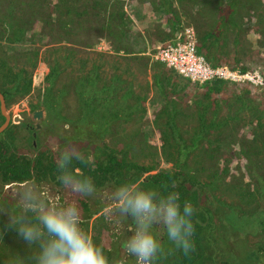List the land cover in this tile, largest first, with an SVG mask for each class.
Masks as SVG:
<instances>
[{
	"label": "rangeland",
	"instance_id": "374dc122",
	"mask_svg": "<svg viewBox=\"0 0 264 264\" xmlns=\"http://www.w3.org/2000/svg\"><path fill=\"white\" fill-rule=\"evenodd\" d=\"M8 1L0 0V16L16 22L26 16L30 21L23 39L15 43L3 40L10 30L0 25V91L10 116L0 141L7 146V153L32 158L37 151L48 149L57 160L59 151L74 149L91 161H100L111 152L149 168L134 182L141 188L148 173L176 171L180 186L197 195L193 202L199 226L198 256L193 264H264V193L257 196L254 191L257 178L264 180V157L247 164L251 155L245 149L252 143L255 121L248 110L243 111L227 126L231 143L211 156L204 155L201 146L206 135L197 128L193 113L198 107L195 103L205 98L203 88L211 81L192 82L156 58L158 47L175 42L183 27L190 26L196 51L209 65L259 74L262 84L245 79L221 81L228 83V94L247 86L249 104L264 107V37L260 25L254 23L264 0L235 1L230 13L237 11L239 21L225 25L227 54L221 57L204 45L203 37L212 28L204 10L217 4V14L231 0H107L100 15L98 5L88 7V14L82 12L80 1L13 0L18 6L14 11L4 9ZM115 10L124 17L125 35L118 38L112 24L103 25V15ZM90 76L92 86L88 84ZM79 77L84 88L81 95L77 93ZM23 84L27 85L24 91L18 87ZM105 84L114 86V100L108 101L111 112L118 110L123 95L124 104L131 102L132 108L121 105L125 117L110 119L107 115L87 127L90 119L82 118L79 99L92 93L101 96ZM48 93L53 98H48ZM168 101L174 103L171 125L162 110ZM233 109L224 106L221 112L228 114ZM35 111H39L38 118L33 116ZM75 124L87 127V132L83 134L82 128V135L77 134ZM194 136L201 138L195 145L191 142ZM181 144L190 147L182 160L178 157ZM135 174L124 172L99 184L93 181L96 192L90 197L61 185L54 175L27 181L41 187L53 204H75L81 229L102 249L107 264H135L124 249L132 222L120 217L108 198L116 184L129 182ZM25 182L0 181V264L9 261L2 255L6 250L31 254L22 239L6 227L7 212L16 202L18 187ZM153 231L161 251L152 264H177L182 251L172 245L159 225H154Z\"/></svg>",
	"mask_w": 264,
	"mask_h": 264
},
{
	"label": "trees",
	"instance_id": "16d2710c",
	"mask_svg": "<svg viewBox=\"0 0 264 264\" xmlns=\"http://www.w3.org/2000/svg\"><path fill=\"white\" fill-rule=\"evenodd\" d=\"M77 1H80V4L84 5L82 8V12H87L88 7H94V5H98L100 7L99 15L100 13L103 14L101 6L107 3V0H73L72 3H77ZM236 0H231L230 4H226L227 6L225 8H221L217 14L214 11L215 8L218 7V5H214L213 8L205 9V15L208 16L211 24V30L207 32L204 35V45L205 47L210 50L212 49L213 52L217 53V57H221L222 54H227L226 45H225V25L228 21L233 22L234 24L237 23V11L233 9V11L230 13V8H233L236 6L237 3H235ZM89 2L90 5L84 4ZM91 2V3H90ZM17 4H21L20 1L16 2ZM3 3L0 2V6ZM7 5V6H6ZM16 5V4H15ZM14 5L13 0H9L6 4L4 9H13L15 10V7L18 6ZM8 8V9H7ZM259 8H262L264 10V6H259ZM3 9V10H4ZM262 10V12H263ZM261 12V14H257V17L255 18V25H260L258 27L259 31L261 32V35L264 37V14ZM4 13V12H3ZM215 13V14H214ZM66 14V11H65ZM88 14V12H87ZM86 14V15H87ZM102 16V15H101ZM105 23L103 25H110L112 24V27L117 30L118 33H116V37H121L125 35L123 23H124V17L120 11H111L108 13V16L105 17ZM30 21V18L23 16V19L20 18L19 22H16L15 20L11 19L10 17H4L0 16V25L6 26L9 28L10 33H7L4 36V41L7 43H15L19 42L23 39L24 33L26 31V27L28 26V22ZM23 23H25L26 26H23ZM18 24V25H14ZM102 25V26H103ZM68 38H63V40H67ZM224 62V60H222ZM51 74H54V72H51ZM10 77H12L10 75ZM49 81L50 78L48 77ZM88 84L89 86H92L94 83L93 77L88 78ZM206 85V84H205ZM236 85V84H235ZM19 89L24 91L27 88L26 84H23L22 86H18ZM228 87V83L221 80H212L210 84L205 86L203 88V96L205 98H199V103H195L197 108H195L194 111V117H195V123L197 125V128H199L200 132H204V135H206V138L204 139V143L201 146V152L206 155L208 154L211 156L213 152L219 151L223 146L227 145V143H231L232 141V134L231 131L227 130V126L230 124L231 121H234L238 118V116L245 110L249 111L250 118L255 121V126L252 128L251 134H252V143L251 145H246L245 149L248 154L251 155L249 160H247V164L251 163L249 162L252 159L259 160L264 157V107L258 108L254 105H250L251 98L248 95L249 88L247 86H243L246 89H240L238 92L230 93L228 94L227 91H225ZM83 80L81 77H79V85H77V93L78 95H81L83 92ZM112 90L114 91L113 85H104L102 86V89L100 91L101 96L96 95L95 93H92V95L89 98L83 99L80 97V107L83 109L81 112L83 113L82 118H88L90 121L85 124V126L90 127L94 125V122L97 120L104 119L107 115L109 118L113 117H125V109L123 107H120L123 105L125 108H132L131 102L128 104L125 102V95L121 97V101L118 102L117 108L118 110L110 111L109 105L110 102L114 100V94H112ZM2 95H4L3 91H0ZM48 98H53L48 93L46 94ZM109 96V97H107ZM202 96V95H201ZM138 98V97H137ZM208 99V100H207ZM103 101V103L101 102ZM173 101H168L165 104V107H163V111L165 110V114L168 117L167 124H172L173 119ZM227 106L229 108H234L232 113H223L221 112V108ZM84 107V108H83ZM0 119L3 121V116L0 113ZM1 121V122H2ZM0 122V123H1ZM86 129L80 125L75 124L74 125V131L79 133V135H82V133L87 132ZM82 128H84V132H82ZM90 129V128H89ZM173 130V129H172ZM82 132V133H80ZM173 139V137H171ZM194 136L191 140L192 144H196L197 140L198 142L201 140V138H197ZM178 157L180 160L184 157L185 152L187 150H190V147H186L185 145H180L178 147ZM171 155L174 152L168 151ZM56 159L54 157V154L51 150H41L37 151L32 158H28L26 156H17L14 154H8L7 153V146L0 141V181L4 184L7 183H21L27 180L32 179L34 176H46V175H54L58 176V170L56 168ZM253 167V166H252ZM78 169V172L75 171ZM71 171L77 175H83L94 181V183H100L103 180L108 179L109 177H114L118 174H123L124 172H130L135 171L136 174L130 178L129 182H136L140 175L143 173H146L149 171L148 167L139 165L134 162L126 161L124 159L116 157L113 153L107 152L103 159L99 160H93L91 164L84 163L82 161H73L71 164ZM122 178V177H121ZM180 174L176 171H159L156 173H148L146 174L141 186L143 189H151L156 190L160 193H166L168 191H175L179 194L180 197V203L183 204L185 201H188L191 203L194 209V202L193 200L195 197H197L196 192H189L188 189L185 187L180 186ZM261 182V183H260ZM254 191L257 193L256 195H261L260 191L264 193V180L260 177L257 178L255 189ZM196 211L194 210L193 216H192V223L194 225V231L192 234V242L193 247L189 252H181L180 257L177 261V264H193L195 259L198 256L197 253V240H198V222L196 219ZM18 249V248H17ZM13 251L10 249V251L6 250V253L4 252L2 255H5V260H10V258L13 255H16L15 253L11 252ZM18 254V253H17ZM21 257H28L31 254H18ZM7 256L9 258H7ZM4 260V261H5ZM8 264V263H7Z\"/></svg>",
	"mask_w": 264,
	"mask_h": 264
},
{
	"label": "clouds",
	"instance_id": "9594fccd",
	"mask_svg": "<svg viewBox=\"0 0 264 264\" xmlns=\"http://www.w3.org/2000/svg\"><path fill=\"white\" fill-rule=\"evenodd\" d=\"M73 161L92 162L91 157L77 150L59 151L58 181L82 196H93L95 184L90 178L71 171ZM108 198L119 216L132 222L124 249L135 259V264H152L161 251L154 225H159L180 251L189 252L193 247L194 209L188 201L181 204L175 191L160 193L133 182H120L112 188ZM7 214L6 227L31 251L28 257L13 255L8 264H107L102 249L81 229L75 204L51 203L47 193L34 182L26 181L18 187L16 202Z\"/></svg>",
	"mask_w": 264,
	"mask_h": 264
},
{
	"label": "built area",
	"instance_id": "2783aa9c",
	"mask_svg": "<svg viewBox=\"0 0 264 264\" xmlns=\"http://www.w3.org/2000/svg\"><path fill=\"white\" fill-rule=\"evenodd\" d=\"M156 58L167 67L192 82L203 83L213 79L243 81L262 84L256 72H236L226 66H211L197 53L194 44V30L190 26L183 27L181 37L175 42H167L156 50Z\"/></svg>",
	"mask_w": 264,
	"mask_h": 264
},
{
	"label": "water",
	"instance_id": "95a60500",
	"mask_svg": "<svg viewBox=\"0 0 264 264\" xmlns=\"http://www.w3.org/2000/svg\"><path fill=\"white\" fill-rule=\"evenodd\" d=\"M0 113L3 116V121L0 123V132L8 125L10 116L5 112L4 98L2 93L0 92ZM33 116L35 118L39 117V111H35Z\"/></svg>",
	"mask_w": 264,
	"mask_h": 264
},
{
	"label": "crops",
	"instance_id": "0c3cea01",
	"mask_svg": "<svg viewBox=\"0 0 264 264\" xmlns=\"http://www.w3.org/2000/svg\"><path fill=\"white\" fill-rule=\"evenodd\" d=\"M208 84H210V83H208ZM208 84H207V85H208ZM207 85H206V86H207Z\"/></svg>",
	"mask_w": 264,
	"mask_h": 264
}]
</instances>
